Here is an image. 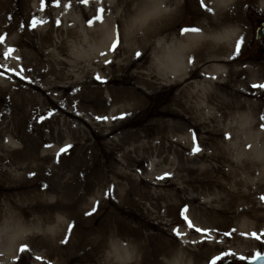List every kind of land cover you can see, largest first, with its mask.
Returning <instances> with one entry per match:
<instances>
[{
	"label": "rangeland",
	"instance_id": "obj_1",
	"mask_svg": "<svg viewBox=\"0 0 264 264\" xmlns=\"http://www.w3.org/2000/svg\"><path fill=\"white\" fill-rule=\"evenodd\" d=\"M127 1L5 0L12 14L0 13L2 23L12 24L7 37L16 38L15 44L7 42L2 47L13 48L9 54L14 53L20 63L26 64L23 70L29 63L34 65L28 56L34 54L40 61L39 68H49L55 76L62 71L65 76L54 83L53 94H48L49 86L29 68L32 81H19V84L32 85L35 90L22 86L14 89L7 80L13 68L11 58L0 57L4 65L0 67V103L12 97L22 105L20 109L9 100L10 109L4 111L0 107V185L22 187L20 197L17 190H12L13 200L26 202L30 197L34 200L35 208L25 219L30 226L34 224L33 230L38 232L33 248L36 260L44 257V237L48 229L54 264H59L57 261L65 254L78 257V264H94V261L85 262L89 258L101 259L105 264H132L130 234L133 228L144 236L142 241L150 235H160V242H164L166 238L160 229L169 228L176 233L182 226L187 227L185 218L194 216V220L197 217L201 221L212 218L205 208L223 204L204 201L225 195L227 190L244 194L246 198L242 201L259 209L255 213L264 212V160L262 154L251 149L250 134L230 129L227 125L232 121L228 119L211 122L207 112L185 113L175 109L174 102L181 95V87L166 80L149 88L140 87L142 101L134 110L126 111V107H121L131 97L132 84L126 82L130 73H145L151 68L158 74L166 68L163 53L143 48L142 38L131 56L122 45L129 38L123 28L125 24L129 31L125 14ZM121 12L124 16L118 18ZM242 14L247 21V37L240 55L260 69L263 83L264 38H257L256 30L264 22V11L251 1L242 7ZM191 16L186 15L182 26L199 29ZM109 17L112 22L114 19L112 24L117 30L114 41L118 40V48L113 51L110 44L98 53L97 28ZM92 32L95 34L88 35ZM36 49L44 53L42 57ZM79 49L83 51L81 54H77ZM28 51L32 52L27 54ZM142 55L149 57L141 66L144 60L138 59ZM60 61L64 62V67ZM131 62L134 66L126 69ZM132 81L136 83L138 78ZM113 95L117 98L110 102ZM47 96L71 111L72 116L74 111L81 116V122L74 121L80 130L74 132L76 140L67 129L65 134L69 138L56 136L53 142L42 143L49 123L33 125L28 136L35 134L38 137L35 142H29L28 136L24 138L27 118L48 120L44 112L48 106ZM258 103L264 110V98L258 99ZM173 112H181L187 120L170 114ZM15 116L20 133L19 139L14 137L17 144L9 140L15 128ZM55 120L56 117L51 124ZM57 122H60L58 117ZM259 130L264 131V124L255 131ZM46 168L52 172L49 178ZM165 173L171 175L165 176ZM34 180L40 183L37 190L27 192L24 187ZM64 182H68L66 187ZM175 188L179 190L178 195ZM162 195L164 198L158 199ZM191 197H197L198 201L190 202ZM181 198L188 201L182 203ZM97 202L95 213L85 216ZM4 207L2 195L0 209ZM33 220L38 222L31 223ZM73 223L75 227L70 230L69 225ZM262 254L263 244L248 257L224 256L215 264H245Z\"/></svg>",
	"mask_w": 264,
	"mask_h": 264
},
{
	"label": "bare ground",
	"instance_id": "obj_2",
	"mask_svg": "<svg viewBox=\"0 0 264 264\" xmlns=\"http://www.w3.org/2000/svg\"><path fill=\"white\" fill-rule=\"evenodd\" d=\"M251 1L258 9L264 11V0H128L125 4V8H127L125 14L127 13L128 16L127 27L130 32L124 24L123 28L126 29L129 38L122 45L131 56L142 38L141 46L143 48L149 47L163 53V62L166 68L158 74L151 68L145 73L140 72L136 75L130 73L126 82L132 84L129 88L131 97L121 107H126V111L134 110L137 107L138 103L142 101V96L139 94L140 87L149 88L155 86L158 81H170L174 86L181 87V95L174 102L175 109L183 110L185 113L207 112L211 122L220 123L227 119L232 121L227 126L234 131L250 134L251 149L255 153L262 154L264 160V131H255L264 124V119H262L264 110L258 103V99L264 98V87H260V85H264V82L260 81L262 79L260 69L253 62L241 58L240 55L243 54L241 50L245 46L247 37V21L243 17L242 7ZM1 12L12 14V9L6 6L5 0H0ZM188 13L190 16L192 15L191 19H194L195 26H199L198 31H182L185 29L182 25ZM123 16L121 12L118 18ZM7 22L8 25L0 21V57L6 55L10 57L13 67L12 70H9L10 74L7 80L12 82L11 85L14 86V89H21L22 86L35 90L32 85L19 84V81H32L28 71L29 68H32L42 78V82H46L49 86L48 94H53L54 83L65 78L61 71L65 66L64 62H59L62 66L61 72L55 76L51 69L39 68L38 57L29 54L30 62H34V65L29 63L28 67L23 70L22 68L26 64L20 63L14 53L9 54L10 49L13 48L7 50L2 47L7 42L11 45L16 42V38L9 39L10 36L7 37L8 30L12 25L11 22ZM113 22L112 17H109L97 28L99 35L95 37L98 38L95 46L98 53L106 50L116 38L117 30H115ZM94 34L95 32H92L88 35ZM31 46L35 48L33 44ZM29 52L32 51H28L27 54ZM82 52L79 49L77 54ZM36 53L41 57L44 54L40 50H37ZM148 57L142 55L138 59L144 60L141 66ZM190 59L194 62L189 63ZM134 64L131 62V65L126 69L131 68ZM3 66L0 63V67L3 68ZM135 77L138 78V81L133 83L132 80ZM213 77L215 78L213 79ZM32 84L35 85L33 82ZM115 96L113 95L114 98L109 101L116 100L117 96ZM9 100L21 109L22 105L19 102L8 97L0 103V107L4 111L10 109ZM52 102L51 98L47 96L48 106L44 112H47L48 120L34 121L33 118H27V122L24 123L25 139L29 132L33 131L35 123L41 126L44 123L50 124L47 126L49 131L42 136V143L53 142L56 140V136L65 135L64 138H69L65 134L67 129L72 131V138H74V132L79 133L78 125L74 121L81 122V116L74 111L73 115L77 117L75 118L71 111ZM216 111L220 113L213 116L212 114ZM170 114H175L178 119L187 120V117L181 112ZM15 117V128L11 133L12 136H9V140L17 144L15 138L19 139L20 133L19 124L16 123L18 117ZM55 117L56 120L51 124ZM57 117L60 122H57ZM37 139L38 137L32 133L29 142L33 143ZM74 139L76 140V138ZM76 144L77 142L74 147ZM41 160L43 161V157ZM66 167V164L63 165L64 171ZM46 171L47 178H49L52 173L51 169L46 168ZM39 184L34 180L24 188L27 192H33L37 190ZM64 184L66 187L68 182H64ZM21 188L0 185V196L3 195L5 198V207L0 209L2 217L0 264H54L50 250L51 234L48 229H46L44 237L46 248L43 253L44 257L37 258L40 262L35 259L36 252L33 248H35L34 242H36L38 232H34L32 226L35 225L30 226L25 219L32 214L35 208L34 200L30 197L28 201L23 202L10 197L11 193L14 194L12 190H17L18 197H20ZM175 191L178 195L179 190L175 188ZM162 198H164L163 195L158 197V199ZM244 198L246 196L239 191L227 190L225 195L204 201L209 204L222 203L223 205L205 208L212 214L209 215L212 217L210 219L201 221L195 217L194 220V216L185 219L187 227L182 226L178 232L179 235H177V231L173 233L169 228L167 230L160 229L161 234L166 238L164 242H160L162 240L160 235H150L148 239L142 241L144 236L133 228L130 234L132 264H215L224 256L248 257L254 253L258 246L264 245V212L255 213L259 209L245 204L242 201ZM190 200V202H196L198 198L191 197ZM181 201L184 203L188 199L181 198ZM213 215L219 219H215ZM37 222V220L31 221V223ZM213 232L214 234H212ZM198 233L204 236L201 238L196 236ZM89 260L86 259L85 262L94 261V264H105L101 259L89 258ZM78 261V257L65 254L62 260L57 263L78 264Z\"/></svg>",
	"mask_w": 264,
	"mask_h": 264
},
{
	"label": "snow or ice",
	"instance_id": "obj_3",
	"mask_svg": "<svg viewBox=\"0 0 264 264\" xmlns=\"http://www.w3.org/2000/svg\"><path fill=\"white\" fill-rule=\"evenodd\" d=\"M209 11H210V9H209ZM187 30H188V29H182V31H187ZM192 30H193V31H198V29H192ZM117 48H118V40H117V42H114V44H113V51L117 50ZM137 55L139 56L140 53H137ZM193 62H194V61L190 59L189 63H193ZM109 63H110V62H109ZM214 78H215V77H213V79H214ZM97 79H100V77L97 76ZM260 87H264V85H260ZM121 118H124V117L121 116ZM97 119H104V120H106V119H108V117H97ZM113 119H115V117H113ZM262 119H264V117H262ZM33 174H34V173H33ZM170 175H171L170 173H165V176H170ZM262 199H264V197H262ZM98 203H99V202H97V206H94L93 209H92L91 211H86V212L84 213V215H85V216H91V215H93V214L95 213V211L97 210ZM74 227H75V223L69 225V229H70V230L73 229ZM174 231H175V230H174ZM177 235H179L178 232H177ZM63 242H66V241H63Z\"/></svg>",
	"mask_w": 264,
	"mask_h": 264
},
{
	"label": "water",
	"instance_id": "obj_4",
	"mask_svg": "<svg viewBox=\"0 0 264 264\" xmlns=\"http://www.w3.org/2000/svg\"><path fill=\"white\" fill-rule=\"evenodd\" d=\"M263 34H264V29H263ZM250 264H264V256L258 257L256 260H254Z\"/></svg>",
	"mask_w": 264,
	"mask_h": 264
}]
</instances>
